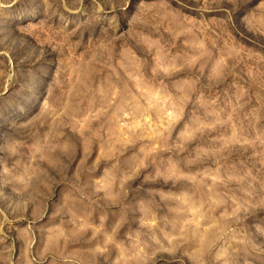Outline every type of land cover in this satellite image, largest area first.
<instances>
[{
    "label": "rangeland",
    "instance_id": "rangeland-1",
    "mask_svg": "<svg viewBox=\"0 0 264 264\" xmlns=\"http://www.w3.org/2000/svg\"><path fill=\"white\" fill-rule=\"evenodd\" d=\"M0 264H264V0H0Z\"/></svg>",
    "mask_w": 264,
    "mask_h": 264
}]
</instances>
